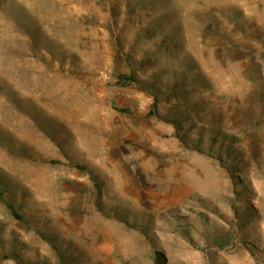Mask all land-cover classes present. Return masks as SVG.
<instances>
[{"label": "rangeland", "instance_id": "obj_1", "mask_svg": "<svg viewBox=\"0 0 264 264\" xmlns=\"http://www.w3.org/2000/svg\"><path fill=\"white\" fill-rule=\"evenodd\" d=\"M0 264H264V0H0Z\"/></svg>", "mask_w": 264, "mask_h": 264}, {"label": "trees", "instance_id": "obj_2", "mask_svg": "<svg viewBox=\"0 0 264 264\" xmlns=\"http://www.w3.org/2000/svg\"><path fill=\"white\" fill-rule=\"evenodd\" d=\"M13 215H15L16 216V213L15 212H13ZM18 217V216H17Z\"/></svg>", "mask_w": 264, "mask_h": 264}, {"label": "bare ground", "instance_id": "obj_3", "mask_svg": "<svg viewBox=\"0 0 264 264\" xmlns=\"http://www.w3.org/2000/svg\"><path fill=\"white\" fill-rule=\"evenodd\" d=\"M129 183V182H128Z\"/></svg>", "mask_w": 264, "mask_h": 264}]
</instances>
